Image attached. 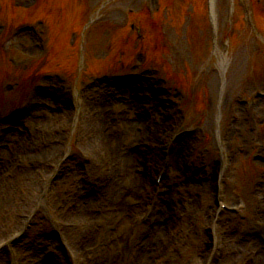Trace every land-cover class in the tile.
<instances>
[{
  "label": "rangeland",
  "instance_id": "374dc122",
  "mask_svg": "<svg viewBox=\"0 0 264 264\" xmlns=\"http://www.w3.org/2000/svg\"><path fill=\"white\" fill-rule=\"evenodd\" d=\"M245 1L0 0V196L7 197L0 204V241L29 223L0 264H76V245L96 253L87 264L111 245H119L108 251L113 264L118 257L137 264L139 251L147 254L153 245L161 255L148 264H207L218 202L237 211H226L217 224L221 244L210 264H250L253 250L260 251L256 264L264 262V97L253 94L264 92V16L255 8L261 21L253 28ZM26 21L32 29L17 34L14 27ZM125 72H144L146 82L108 84ZM20 102L24 111L6 118ZM98 117L113 134L104 140L110 147H99L104 172L125 150L141 153L134 172L148 176L149 185L123 181L117 194L127 196V205L140 202L146 215L140 222L112 216L103 202L102 171L85 148ZM177 131L188 136L187 147L178 157L183 139L176 141L153 202L163 149ZM139 132L147 140L133 136ZM222 155L228 170L218 189ZM90 196L104 197L102 212L81 201ZM80 212L98 220L82 226ZM250 228L258 234L244 235ZM152 231L156 240L135 252L127 238L145 233L143 240Z\"/></svg>",
  "mask_w": 264,
  "mask_h": 264
},
{
  "label": "bare ground",
  "instance_id": "6f19581e",
  "mask_svg": "<svg viewBox=\"0 0 264 264\" xmlns=\"http://www.w3.org/2000/svg\"><path fill=\"white\" fill-rule=\"evenodd\" d=\"M141 83V82H138ZM130 87V86H127ZM125 87V88H127ZM124 88V90H126ZM126 92V91H124ZM134 100L130 101V107H128V109L123 110L124 114L127 116V114H129L127 111L130 110L131 108H134ZM109 107L111 108V106L109 105ZM107 121L104 120V118L102 119V117L100 118L99 121V117L98 118H93L92 121L90 122L89 126H88V133L92 130H95L96 132L93 135V141H89L85 143V148L89 149L90 151H92V155H93V161H92V167L94 168H99L102 171V183L105 186V191L102 194L103 196L108 197L105 201V203H107L108 207L110 208V210L112 211V216H118L120 217V219H123L125 222H129L131 223L130 219H133L135 221H139L142 220V217H145V214H143V212L140 209V202H137V200H134V205H127V203H123L124 199L127 198V196L125 195L124 199L120 200V196H117L118 194V189L120 188V184L123 181H128L130 182L133 186H137L139 183L143 186H148L149 185V177L148 176H144V175H135L134 172V168H135V162L137 157L141 154L138 152V149L132 151V152H128V151H124V154L120 155V159H115L113 160V162H115V165H111V163H109V171L106 173L103 171L102 166H104V160L100 159V150L99 147L103 148L105 145L110 147L111 144L109 143H104L105 141L111 142L113 134L111 132H104L102 129V125ZM119 122V120H118ZM140 120H138L137 123H139ZM145 137H148L147 134H143ZM140 132L139 134L135 133L133 136L139 138V141H143V140H147L144 136H143ZM187 137L184 138V140L182 141V146L183 148H181L180 152H178L176 155L179 157L183 152L184 149H186L187 147ZM115 140V138L113 139V141ZM21 143H17V145L15 146V149H21ZM90 147H93V149H90ZM107 150V148H105ZM143 151V150H142ZM141 151V152H142ZM113 152V150H112ZM28 154L33 156L34 152L33 151H28ZM176 157V160L177 158ZM156 160H160V155L157 154L156 157H154ZM156 162V161H155ZM174 164H177L176 161L174 160ZM58 165V162L55 163V166ZM173 166V164H172ZM1 176V175H0ZM8 180H4L3 183H5V187L8 186L9 182H7ZM25 182V180L22 181V184ZM10 185V184H9ZM211 193V192H210ZM5 195H1L0 196V204H5L6 205V200L7 197H4ZM133 197V194L130 193V198ZM89 197H85V198H81L82 200H86L88 204L91 203H95L98 204L101 208V205L98 201V199H103L102 198H96L93 196H90L91 199H88ZM123 200V201H122ZM135 202H137L135 204ZM142 208V207H141ZM86 209V208H85ZM101 212H102V208H101ZM128 212V213H127ZM143 214V215H142ZM125 215L126 218L124 217ZM98 217L94 218L93 216L86 214L85 212H80V214L77 215L76 217V221L78 224H86V225H82V226H86L89 227L88 225L91 223H96V219ZM98 220V219H97ZM16 220H14L15 222ZM13 222V223H14ZM18 222V221H17ZM145 231V230H144ZM158 231H160V229H158ZM145 233L140 234V236H143ZM66 239H70V234H66ZM140 236L137 238H127V236H124L121 238L120 240V250L124 252L125 247L124 245H121L126 238L130 241V243H134L135 245V252H138L137 246H146L149 241H155L156 239V233H154V231L152 232H148L146 233V238L141 240ZM151 238V240H150ZM161 238V236H160ZM154 239V240H152ZM2 242V241H1ZM4 242V240H3ZM87 244H90V242H88ZM85 245V243H84ZM130 245V244H129ZM113 246H119V245H111V246H106L105 251L102 252L101 254V260H96L95 258L92 259L90 261V264H113V261L111 260V256L109 255L108 251L109 249H112ZM131 247V246H130ZM92 248H97L96 246H94V241H91V249ZM244 246H240L239 252L243 251ZM134 249V246H133ZM74 252L73 255L76 258V264H87L88 260L90 257L96 255V253H93L91 250L89 249H85V248H80L79 246H75L73 248ZM87 250L89 253H84V251ZM143 251V250H142ZM139 251V256H138V260H137V264H148L150 262H153L156 259H159L160 255L158 253V250L154 248V245L151 246L150 251L146 254L144 251ZM204 251V249L201 251V253ZM205 252V251H204ZM260 252V251H259ZM200 253V254H201ZM116 253H113V255H115ZM145 254V256H144ZM260 254V253H259ZM259 254H258V259H259ZM235 260V259H234ZM234 260L232 262V264H234ZM116 264H123L121 260H119L118 257V262L116 261ZM256 264V262H255ZM259 264H264L263 263H259Z\"/></svg>",
  "mask_w": 264,
  "mask_h": 264
}]
</instances>
